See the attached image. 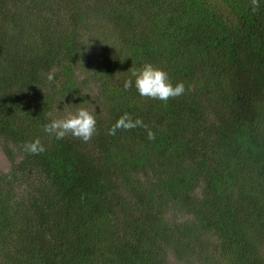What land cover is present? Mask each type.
I'll use <instances>...</instances> for the list:
<instances>
[{
  "label": "trees",
  "instance_id": "obj_1",
  "mask_svg": "<svg viewBox=\"0 0 264 264\" xmlns=\"http://www.w3.org/2000/svg\"><path fill=\"white\" fill-rule=\"evenodd\" d=\"M80 107L88 142L43 131ZM0 142V264H264V0H0Z\"/></svg>",
  "mask_w": 264,
  "mask_h": 264
},
{
  "label": "clouds",
  "instance_id": "obj_2",
  "mask_svg": "<svg viewBox=\"0 0 264 264\" xmlns=\"http://www.w3.org/2000/svg\"><path fill=\"white\" fill-rule=\"evenodd\" d=\"M259 7L260 0H251L253 12ZM128 71L132 79L125 80L123 87L127 90L134 86L141 97L167 102L170 98L179 97L185 92L183 82L173 85L168 73L151 63H144L139 68L130 67ZM51 78L50 75L49 79ZM138 126L147 128L140 118L133 119L129 113L125 112L109 128L108 134L115 135L118 129L131 130ZM43 131L58 140L70 134L74 138L88 142L96 131V119L91 112L80 107L75 112H68L65 116L52 119L44 124ZM148 138L150 140L155 138V134L150 130H148ZM23 149L30 154H40L46 150L39 138L26 141Z\"/></svg>",
  "mask_w": 264,
  "mask_h": 264
},
{
  "label": "rangeland",
  "instance_id": "obj_3",
  "mask_svg": "<svg viewBox=\"0 0 264 264\" xmlns=\"http://www.w3.org/2000/svg\"><path fill=\"white\" fill-rule=\"evenodd\" d=\"M8 167H9V164L5 159V156H4L2 148H1V142H0V170H6ZM171 214L176 215L177 217L180 218L179 213H171Z\"/></svg>",
  "mask_w": 264,
  "mask_h": 264
}]
</instances>
